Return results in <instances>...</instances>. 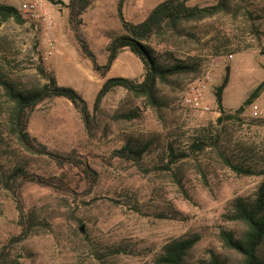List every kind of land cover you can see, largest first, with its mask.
I'll use <instances>...</instances> for the list:
<instances>
[{
    "label": "rangeland",
    "instance_id": "374dc122",
    "mask_svg": "<svg viewBox=\"0 0 264 264\" xmlns=\"http://www.w3.org/2000/svg\"><path fill=\"white\" fill-rule=\"evenodd\" d=\"M16 6L20 0H0ZM54 23L49 37L27 21L0 23V77L21 89L43 86V67L60 85L71 86L87 100L91 111L106 78L93 69L69 24L70 0H38ZM163 0H127V20L142 22ZM81 30L100 63L108 46L124 29L119 0H91ZM218 0H187L212 5ZM235 13H220L202 21L166 29L153 40L163 64L187 62L195 71L159 83V108L146 105L123 87L109 93L99 118L102 128L92 137L81 113L66 98L54 97L37 106L29 130L39 141L61 152L76 151L98 173L88 193L81 169L21 150L7 132L8 98L0 83V178L16 166L46 177H58L75 190L55 191L37 184L23 189L31 216L29 237L13 243L8 264H158L164 247L174 239L198 235L185 264H204L214 254L226 264H244L225 246L221 233L240 236L245 225L229 219L232 201L253 198L264 183V122L247 110L217 123L221 115L216 92L229 73L223 93L226 114H235L264 83V0H232ZM143 61L130 49L116 59L107 78L124 76L141 81ZM255 99H264V86ZM248 105L245 106V108ZM137 112L136 118L125 117ZM213 124L214 126H210ZM209 127V129H206ZM204 140L203 150L192 149ZM125 146L146 151L140 162L117 156ZM170 147L188 155L170 163ZM252 171L240 174L224 160ZM82 229V230H81ZM22 232L20 212L0 181V253ZM264 256V245L261 248Z\"/></svg>",
    "mask_w": 264,
    "mask_h": 264
},
{
    "label": "trees",
    "instance_id": "16d2710c",
    "mask_svg": "<svg viewBox=\"0 0 264 264\" xmlns=\"http://www.w3.org/2000/svg\"><path fill=\"white\" fill-rule=\"evenodd\" d=\"M127 0H119L118 17L121 21L124 33L114 37L108 46V58L106 63L99 62L97 55L86 40L82 30V16L91 5V0H70L67 4L69 10V24L75 32L77 41L80 44L83 54L92 62L93 69L101 77L106 78L99 89L91 111L87 100L83 95L71 86L60 85L57 79L49 74L43 67L41 74L47 82L41 87L21 89L8 79L0 77V83L8 98L9 109L6 117L7 132L13 137L15 144L23 151L37 156L47 157L60 166L77 167L84 173L88 183V193L96 184L98 173L87 160L76 152H61L50 148L39 141L29 130L31 115L39 104L54 97H63L71 101L75 108L81 113L88 133L95 137L102 128L99 112L106 96L118 87H123L136 98L145 101L146 105L152 108H159L161 102L157 95L159 83H166L168 79L178 74H188L195 71V66L187 62L175 64H163L158 57L157 47L152 43L157 36H161L166 30H178L183 22L202 21L214 17L220 13H235V6L232 0H218L212 5H190L187 0H163L157 4L139 23L126 19L124 5ZM14 18L18 23H25L27 20L22 16L16 6L2 3L0 1V23ZM124 49H130L145 64L146 72L141 81L124 76L107 78L119 54ZM229 82V73L226 74L222 84L216 92L217 103L221 115L217 119L218 124L232 120L234 115L242 114L245 106L249 105L256 93L264 86L260 85L259 90L253 93L244 106L238 108L235 114H226L223 106V93ZM137 112L126 114L125 117L136 118ZM210 126H214L211 124ZM209 129L207 127L204 130ZM206 147L204 140L195 141L192 149L203 150ZM146 146L142 148H131L125 146L115 152L117 156L130 158L140 162ZM225 162L237 173L251 174L252 171L240 164L233 162L228 156L221 152ZM186 152H175L170 147V163L174 164L187 157ZM3 187L8 190L17 203L20 212L22 232L12 238L9 245L4 247L0 253V264H8L10 249L13 243L27 239L32 231L31 216L25 210L23 200V189L27 184H37L55 191L76 193L62 178L46 177L26 169L24 166H16L7 172L1 173L0 178ZM228 215L229 219L240 221L245 225V230L238 237L232 231L224 230L221 233L222 240L226 247L236 251L243 258L244 264H264V256L261 248L264 245V183H262L253 198L238 197L232 201V208ZM198 235L174 239L165 245L162 254L157 258L158 264H185L189 252L199 242ZM204 264H226L218 255L214 254L210 261Z\"/></svg>",
    "mask_w": 264,
    "mask_h": 264
},
{
    "label": "built area",
    "instance_id": "2783aa9c",
    "mask_svg": "<svg viewBox=\"0 0 264 264\" xmlns=\"http://www.w3.org/2000/svg\"><path fill=\"white\" fill-rule=\"evenodd\" d=\"M19 11L27 22L36 29L43 28L49 37L54 19L50 10L38 0H20ZM248 115L258 121L264 122V99H255L246 107Z\"/></svg>",
    "mask_w": 264,
    "mask_h": 264
},
{
    "label": "water",
    "instance_id": "95a60500",
    "mask_svg": "<svg viewBox=\"0 0 264 264\" xmlns=\"http://www.w3.org/2000/svg\"><path fill=\"white\" fill-rule=\"evenodd\" d=\"M82 230V229H81Z\"/></svg>",
    "mask_w": 264,
    "mask_h": 264
}]
</instances>
